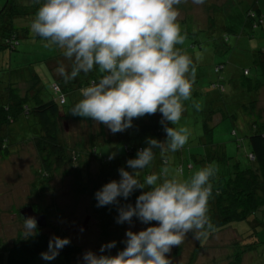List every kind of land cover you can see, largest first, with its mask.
Segmentation results:
<instances>
[{
    "label": "rangeland",
    "instance_id": "obj_1",
    "mask_svg": "<svg viewBox=\"0 0 264 264\" xmlns=\"http://www.w3.org/2000/svg\"><path fill=\"white\" fill-rule=\"evenodd\" d=\"M5 2L0 0V9ZM32 3V0H16L17 5L25 6L28 10L26 17L17 19V26L31 25ZM253 5L261 9L264 15V0H204L203 4L181 0L176 6L180 12L179 23L186 33L185 43L177 47L192 58L197 71L192 99L185 102L180 122L190 129L191 136L184 148L175 153H166L165 157H161L159 150H156L149 169L140 173L141 182L145 176L159 172L165 158L173 168L182 169L185 176L203 167L195 161L194 154L205 156V165L215 162L219 173L227 174L225 170L231 172L236 163L240 168L250 166L248 138L253 132L252 117H259L264 122V87L246 92L238 84L244 79L241 77L244 70H248L251 77L257 74L255 65L261 61L260 57L264 61V52L259 55L264 51V25L253 31L246 20L247 10ZM45 43L30 33L26 37L19 36L14 51L0 50V104L5 101L7 87L12 84L23 95L32 85V73L39 75L40 86L49 92L52 74L58 80L62 78L56 71L61 64L68 72L71 71V61L63 56V50L46 48ZM221 65L224 66L220 74L223 94L210 87L218 79L214 69ZM83 77L80 74L77 79ZM199 90L202 92L200 95ZM76 96L75 102L82 99L81 91H77ZM250 101L254 102V106L249 104L248 107ZM194 102L201 105L199 110L193 106ZM74 106L68 99L67 105L62 107L66 115L63 113L57 119L59 141L65 148L67 163L48 174L42 169L34 142L24 138L27 134L25 122L9 127L8 152H0V264L5 263L4 254L15 241L23 242L29 237L25 234L24 221L18 214L24 207H31L36 213L44 215L45 227H37V233L50 239L58 236L71 240L70 245L78 251L73 254L69 264H84L83 255L86 252L100 254L101 246L112 241L117 242L110 252L114 256L124 249L129 229L138 233L147 227L158 226L156 222L144 224L137 218V222L131 225L117 224L118 206L97 207L95 193L111 180L118 181L120 168L133 171L127 168V161L136 156L129 159L122 157L123 142L129 146H148L147 135L134 136L136 127L156 121L162 127L161 132L153 133V137L149 135V138L166 140L161 124L162 114L158 112L134 119L132 128L113 134L106 126L91 119L71 118L73 115L70 112ZM248 110L253 112L251 117ZM69 115L71 117H66ZM206 121L211 128L209 133H204ZM94 147L97 155L103 157L117 153L111 161L113 168L102 165L90 154ZM220 149L225 157L218 152ZM123 205L120 203V206ZM212 209L213 203L209 202V216L213 222ZM247 226V223L232 224L200 240L189 233L183 243L172 249L168 258L172 264H264V243L249 249L246 241L238 235ZM258 239L264 242V230L259 229ZM238 252H241V258L235 261ZM52 261L54 264L62 263ZM29 264L50 262L35 258Z\"/></svg>",
    "mask_w": 264,
    "mask_h": 264
},
{
    "label": "clouds",
    "instance_id": "obj_2",
    "mask_svg": "<svg viewBox=\"0 0 264 264\" xmlns=\"http://www.w3.org/2000/svg\"><path fill=\"white\" fill-rule=\"evenodd\" d=\"M180 3L45 0L30 25L33 36L46 41V48L63 50V56L71 61L70 72L63 64L56 69L66 83L81 73L98 70V80L80 90L82 99L71 109L73 116L91 119L116 134L132 128L134 119L162 114L166 140L148 138V146L127 161V168L133 171L120 168V179L95 193L97 207L118 206L117 224L131 225L135 217L158 226L138 233L129 229L123 250L111 255L117 244L112 241L101 246L100 254L86 252L84 264H172L168 258L172 249L189 233L200 240L218 231L209 216L212 181L218 172L215 162L185 176L165 158L159 172L145 176L143 182L139 179L154 161L156 150L165 157L183 149L191 136L190 129L180 122L185 102L192 99L197 71L192 58L177 47L186 40L176 7ZM193 3L203 4L204 0ZM193 106L197 110L201 107L196 102ZM116 155H109V160ZM136 190L143 191L135 205L120 206L118 198L128 200ZM23 221L25 234L36 235L37 219L27 217ZM70 243L69 238L53 236L41 258L55 260Z\"/></svg>",
    "mask_w": 264,
    "mask_h": 264
},
{
    "label": "trees",
    "instance_id": "obj_3",
    "mask_svg": "<svg viewBox=\"0 0 264 264\" xmlns=\"http://www.w3.org/2000/svg\"><path fill=\"white\" fill-rule=\"evenodd\" d=\"M32 2L30 5L32 6L31 15L34 19L40 5L45 0H39V3H35L34 0ZM27 11L25 6L17 5L16 0H6L0 9V50L9 49L10 51H14L18 44L19 36L26 37L31 33L29 25L17 26L15 23L18 18L26 17ZM33 19L30 23H32ZM246 20L253 31L258 30V28L264 25V15L261 9L254 5L251 9L247 10ZM263 52H259V55H262ZM260 60L258 61V65H255L257 74L255 73L250 77L248 70H244V74L242 72L241 77L245 80L242 79L238 86L243 91L253 92L264 87V61L261 57ZM223 68V65L215 67L214 74L217 75L218 79L210 85L211 89L217 90L219 94H223L224 91L222 86L223 78L220 75ZM81 75H84L81 80L76 78L74 81L66 83L62 76L58 80L52 74V79L49 81V92L43 90L40 86L39 75L34 73L31 74L30 79L32 85L23 95L20 94L16 86H13L14 84L8 86L5 91V101L0 104V152H8L9 141L7 135L10 134L9 127L13 124L22 125V121H24L26 125L24 126L25 133L27 132L24 138L26 141L30 140L34 142L44 172L48 174L52 169H58L65 165L67 163V156L65 148L61 146L59 141L57 119L64 113L62 107L67 105V100L70 99L73 104H76V92L89 86L92 81L98 80L99 73L94 70L88 74L81 73ZM201 93L200 91L198 94L200 95ZM249 104L250 106H254L253 101L248 103V107ZM244 108L246 109L247 106H244ZM248 113L250 117V114H253L252 111ZM64 115L66 114L64 113ZM66 117H71V115ZM71 118L80 119L82 117L72 116ZM252 119L251 126L253 132L248 138L250 145L248 160H250V166L244 165V167L240 168L238 163H234L235 165L232 166L233 170L231 172L230 170H225L228 172L227 174L217 172L216 177L212 181L213 195L210 199V202L213 203L212 210H214L212 215L214 217L213 222H215L218 230L230 227L232 224H248L247 228H243L240 232H237L243 241H246L247 245H245L249 249H253L255 246L264 243L258 239L259 229L264 230V122L256 116L252 117ZM207 121L203 126L204 133L211 132ZM149 123L144 127H136L137 133L134 136L146 137L147 135L149 138V135L153 137V133L157 134L159 131L161 132L162 127L158 122L153 121ZM130 138L122 141L129 140ZM122 145V157L126 159L136 156L138 150L144 148L138 144L129 146L125 142ZM221 151L220 149L218 152L221 155L223 153L222 156L225 157V153ZM90 154L98 159L102 165L113 168L112 160H109L108 157L97 155L95 147ZM193 157L196 162L202 166L205 165L203 164L206 160L205 156L194 154ZM189 167L192 168V165ZM142 191H134L128 200L120 198V203L122 205L132 204L134 206L137 197L142 194ZM133 222H137L135 217L133 218ZM49 240L50 238L39 232L34 236H29L23 242L15 241L13 246L7 249L4 254V264H29L35 258H41V253L48 251ZM77 251V249L69 244L60 251V255L55 260L60 261L59 263L62 262L61 264H69L73 254L77 253ZM235 257V261H239L241 252H238ZM49 262L50 264H54L53 261Z\"/></svg>",
    "mask_w": 264,
    "mask_h": 264
},
{
    "label": "water",
    "instance_id": "obj_4",
    "mask_svg": "<svg viewBox=\"0 0 264 264\" xmlns=\"http://www.w3.org/2000/svg\"><path fill=\"white\" fill-rule=\"evenodd\" d=\"M19 216L23 220V218L27 217H35L38 221L37 227L40 229L45 227V217L43 214L36 213L31 207H24L19 210Z\"/></svg>",
    "mask_w": 264,
    "mask_h": 264
}]
</instances>
